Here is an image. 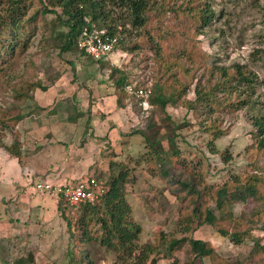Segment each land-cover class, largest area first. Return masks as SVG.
<instances>
[{
	"label": "trees",
	"instance_id": "trees-1",
	"mask_svg": "<svg viewBox=\"0 0 264 264\" xmlns=\"http://www.w3.org/2000/svg\"><path fill=\"white\" fill-rule=\"evenodd\" d=\"M116 8L122 13L114 18ZM215 15L210 0H0V67L12 60L17 50L29 46L42 17L50 25L51 36L59 41L55 46L61 54L75 53L83 66L94 63L102 70L108 69L111 59L96 60L79 47L85 34L104 31L103 38L116 39L115 52L150 51L145 60L153 61L151 76L136 83L130 76H123L121 68L112 69L110 78L120 108L130 107L144 117L158 111L166 113L169 107L186 108L202 125L201 135L210 138L207 143L210 155L220 156L224 163L232 160L229 148L220 151L216 142L229 131L210 117L236 114L248 108L253 129L247 155L249 167L257 168L255 160L264 151V108H259V101L254 98L259 77L249 66L240 63L206 64L209 55L198 37L202 30L215 23ZM124 19L135 29L138 43L125 38L130 30ZM71 66L74 67L73 62ZM131 84L136 91L151 90L148 100L152 110L148 113L140 106L142 100L128 92ZM190 93L193 98H189ZM19 97L25 99L28 95L19 92ZM21 119L8 115L3 121L17 125ZM186 126L193 127L186 122L160 134L155 132L158 126L153 123L146 128L138 126L129 134L142 136L146 144V153L137 163L144 162L152 178L166 182L171 186L172 195L187 204L180 207L177 232L168 235L161 232L154 242L139 244L142 227L135 221L128 200V185L135 183V176L125 163L112 161L109 172L105 171L103 178L96 177L105 186V194L98 202L81 204L75 209L81 213L78 220L81 242L98 243L122 264H159L162 259L180 264L176 253L186 244L195 260L208 259L210 264H264V236H254V227L238 219L229 208L230 202L221 199L222 195L235 192H242L247 199L264 198V173L253 170L222 184H209L201 177L200 164L188 160L178 142L183 139L180 131ZM1 147L15 158L22 157V143L18 139ZM60 200L66 211L68 208ZM211 202L218 204L217 217L209 211ZM253 216L264 221V206L255 209ZM68 225L73 236L70 221ZM205 225H211L215 234L233 245L243 246L248 240L253 241L251 259L234 263L218 252L210 240L196 239L195 234ZM30 255L34 257L29 252L13 264L30 262ZM194 261L189 264H195Z\"/></svg>",
	"mask_w": 264,
	"mask_h": 264
},
{
	"label": "rangeland",
	"instance_id": "rangeland-1",
	"mask_svg": "<svg viewBox=\"0 0 264 264\" xmlns=\"http://www.w3.org/2000/svg\"><path fill=\"white\" fill-rule=\"evenodd\" d=\"M210 4L214 8L216 21L202 30L198 37L203 49L209 55L206 64L212 65L216 62L219 65L230 66L240 63L249 66L259 77L254 98L259 101V108L263 109L264 0H210ZM32 10L33 7L29 15ZM114 12V18L122 13L119 8ZM126 20L124 19V24L127 23ZM126 28L130 32H126L125 38L138 43L139 38L135 29L129 24H126ZM120 31H123L121 27ZM51 34L50 25L42 17L39 18L35 35L29 46L24 50H17L12 60L1 64L2 144L11 145L17 139L23 143V137L26 135L30 137L31 134H34L33 140H38L34 130L37 127L36 120L40 117L56 118L60 122H74L79 119L97 120L107 132L103 133L102 139L97 141L94 138L96 142H88V152L92 155L94 163L88 174L80 180L87 181L90 178L88 175L103 178L104 172H109L112 161L125 163L131 168L135 183L128 185V200L133 208L135 221L142 227L140 245L154 242L161 232L167 235L177 232L175 230L178 228L177 217L180 214V207H185L187 204L181 203L172 195L171 186L166 182L152 178L144 162L141 165L137 163L147 150L142 136H129L138 126L146 128L155 123L158 126L155 132L163 134L175 125L186 122L192 124V128L188 126L182 128L180 132L184 136L178 142L185 150L186 158L193 160L194 164H200L201 177L209 184H222L233 176H241L253 170L264 173V151L261 157L255 160L258 167H249L247 149L252 144L253 127L248 108L236 114H216L210 117L229 131L227 136L216 142L220 151L229 148L232 160L224 163L220 156L210 155L207 147L210 138L201 135L202 125L186 108L169 107L166 113L158 111L144 117L135 113L130 107L120 108L117 97L116 103L104 99L108 97V88L114 87L110 78L114 67L121 68L122 75L130 76L135 83L151 76L153 61L151 58L145 60L150 51L148 53L141 49L131 53L114 51L111 56V67L102 70L94 63L83 66L75 53L61 54L55 46L60 43L54 40ZM71 62L74 63V67L71 66ZM147 64L149 68H146ZM31 84H36V87L31 89ZM85 85L97 93V95L91 93L95 96L93 99ZM114 88L111 90L113 93ZM19 92L27 94L28 97L25 99L19 97ZM189 98H193V93H190ZM88 101L96 102L90 106ZM92 113L95 115L91 116ZM8 115L19 116L22 119L17 125L12 121H3ZM168 116L171 119H168ZM105 119L110 120L109 122L113 123L118 132H114L111 124H106ZM30 127L34 128L30 129ZM108 127L111 130H107ZM97 132L96 130V135ZM83 136L82 130L77 134L76 139ZM84 137L88 138L87 134ZM85 141V138L79 140L76 147L82 148ZM2 144L0 150L5 149L1 147ZM165 145H167L166 141ZM33 189L36 190L35 185ZM45 199L50 209L47 211L43 235L20 239L21 246H28L25 249L34 253V261L26 264H122L116 262L115 255L98 243L81 242L78 226L80 212L70 208L65 211L60 198H58L59 203L49 197ZM221 199L230 202L229 208L238 219L254 227V236H264V221L253 216L255 209L264 206V198L247 199L242 192H235L222 195ZM209 211L217 217L218 204L211 202ZM69 221L73 236L69 231ZM195 238L210 240L218 252L234 263L251 259L253 256V241L248 240L243 246L233 245L228 239L215 234V229L211 225L200 228ZM176 259L180 264H189L195 260L189 244L176 253ZM194 262L210 264L208 259ZM159 264H174V261L162 259Z\"/></svg>",
	"mask_w": 264,
	"mask_h": 264
},
{
	"label": "crops",
	"instance_id": "crops-1",
	"mask_svg": "<svg viewBox=\"0 0 264 264\" xmlns=\"http://www.w3.org/2000/svg\"><path fill=\"white\" fill-rule=\"evenodd\" d=\"M85 87L88 94L97 95L88 85ZM113 88H108V97L104 99L116 103V95L111 92ZM93 97L95 96H92V99ZM95 102L88 101L90 106ZM93 115L95 113L91 114ZM56 120L45 117L36 120L37 127L34 131L38 140H33L34 134L31 133L30 137H23L21 158L13 157L5 149L0 150V264H13L30 252L25 249L28 246H21V238L43 235L47 211L50 209L45 197L59 203L56 196L36 190L35 192L34 185L44 181L58 185L82 181L80 179L88 174L94 163L92 155L88 152V142L92 143L94 138L102 139L103 133L107 132L103 125L94 119H79L74 122ZM105 121L106 124H111L114 132L117 131L110 120ZM109 128L107 130H111ZM82 130L88 138L83 136L76 139ZM84 138V148H77V142ZM32 258L31 263L34 261L33 256Z\"/></svg>",
	"mask_w": 264,
	"mask_h": 264
},
{
	"label": "built area",
	"instance_id": "built-area-1",
	"mask_svg": "<svg viewBox=\"0 0 264 264\" xmlns=\"http://www.w3.org/2000/svg\"><path fill=\"white\" fill-rule=\"evenodd\" d=\"M104 33V31H94L90 34H85L80 40L79 47L96 60L111 59L114 53L113 44L116 39L103 38L102 35ZM127 90L130 94L136 95L142 100L140 106L144 112L148 113L152 110V105L148 100L151 90L140 89L136 91L132 84L127 87ZM35 189L37 192L49 193L62 199L66 207L70 209H76L85 203H96L106 192L103 183L93 176H90L87 181L65 185H58L48 181L38 182L35 184Z\"/></svg>",
	"mask_w": 264,
	"mask_h": 264
},
{
	"label": "water",
	"instance_id": "water-1",
	"mask_svg": "<svg viewBox=\"0 0 264 264\" xmlns=\"http://www.w3.org/2000/svg\"><path fill=\"white\" fill-rule=\"evenodd\" d=\"M30 260H31V261L33 260L32 256H30Z\"/></svg>",
	"mask_w": 264,
	"mask_h": 264
}]
</instances>
